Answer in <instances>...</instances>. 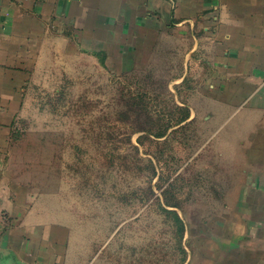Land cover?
Listing matches in <instances>:
<instances>
[{
    "label": "crops",
    "instance_id": "obj_1",
    "mask_svg": "<svg viewBox=\"0 0 264 264\" xmlns=\"http://www.w3.org/2000/svg\"><path fill=\"white\" fill-rule=\"evenodd\" d=\"M161 49L183 65L188 122L206 129L207 180L191 185L206 195L187 219L203 228L186 236L201 247L185 264H264V0H0V264H105L39 175L19 119L33 82L66 63Z\"/></svg>",
    "mask_w": 264,
    "mask_h": 264
},
{
    "label": "rangeland",
    "instance_id": "obj_2",
    "mask_svg": "<svg viewBox=\"0 0 264 264\" xmlns=\"http://www.w3.org/2000/svg\"><path fill=\"white\" fill-rule=\"evenodd\" d=\"M118 52L34 81L17 129L22 146L97 252L105 245V264H185L191 253L196 262L200 242L187 227L203 226L187 219L199 220L193 204L206 195L191 190L207 180L198 152L206 129L188 122L183 65L165 49Z\"/></svg>",
    "mask_w": 264,
    "mask_h": 264
}]
</instances>
